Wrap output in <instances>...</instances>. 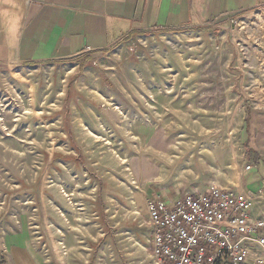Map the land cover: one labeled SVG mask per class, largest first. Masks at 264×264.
Returning a JSON list of instances; mask_svg holds the SVG:
<instances>
[{"label":"rangeland","instance_id":"1","mask_svg":"<svg viewBox=\"0 0 264 264\" xmlns=\"http://www.w3.org/2000/svg\"><path fill=\"white\" fill-rule=\"evenodd\" d=\"M252 151L264 156V7L0 65V207L49 264H153L151 194L236 191Z\"/></svg>","mask_w":264,"mask_h":264},{"label":"crops","instance_id":"2","mask_svg":"<svg viewBox=\"0 0 264 264\" xmlns=\"http://www.w3.org/2000/svg\"><path fill=\"white\" fill-rule=\"evenodd\" d=\"M260 7L264 0H0V65L99 53L134 34L191 31ZM259 156L251 170H242L236 190L262 191L257 213L264 211V156ZM18 214L0 207V264H49L40 239Z\"/></svg>","mask_w":264,"mask_h":264},{"label":"built area","instance_id":"3","mask_svg":"<svg viewBox=\"0 0 264 264\" xmlns=\"http://www.w3.org/2000/svg\"><path fill=\"white\" fill-rule=\"evenodd\" d=\"M261 196L215 186L174 201L154 194L146 201L153 264H264Z\"/></svg>","mask_w":264,"mask_h":264},{"label":"trees","instance_id":"4","mask_svg":"<svg viewBox=\"0 0 264 264\" xmlns=\"http://www.w3.org/2000/svg\"><path fill=\"white\" fill-rule=\"evenodd\" d=\"M249 153H251L250 156L252 158H250V159L252 160V163L257 164L259 158L255 157V151H252V152H249Z\"/></svg>","mask_w":264,"mask_h":264}]
</instances>
